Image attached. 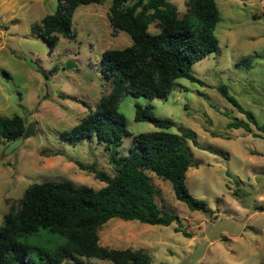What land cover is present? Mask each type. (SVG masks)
<instances>
[{"label": "rangeland", "instance_id": "374dc122", "mask_svg": "<svg viewBox=\"0 0 264 264\" xmlns=\"http://www.w3.org/2000/svg\"><path fill=\"white\" fill-rule=\"evenodd\" d=\"M111 1L79 5L73 14L76 38L58 35L50 48L31 31V25L53 13L57 0H0V115H18L26 126L34 125L9 153V142L0 140V225L32 183L68 180L96 189L104 186L76 161L115 174L110 155H126L134 135L160 129L134 118L135 104L151 105L154 114L174 121L168 131L179 133L180 127L194 134V139L185 138L192 161L186 186L207 206L191 210L175 197L170 181L151 173V183L160 190L157 202L180 217V226L176 221L164 226L113 217L99 230V243L110 248H144L151 264H264V133L253 124L251 131L228 128L230 120L245 114L217 88L225 84L264 123V0H215L218 46L192 65L199 81L178 78L166 98L124 93L117 108L129 134L109 150L95 137L73 143L64 140L61 132L89 112L87 105L94 108L100 96L110 92L111 83L99 70L101 53L132 43L124 31L112 34ZM168 1L177 6L179 15L185 12V0ZM148 30L158 29L151 23ZM27 57L37 62V70L26 65ZM68 60L74 66L68 68ZM46 151L52 154L45 155ZM64 241L45 229L27 239L47 250ZM63 264L73 262L68 259Z\"/></svg>", "mask_w": 264, "mask_h": 264}, {"label": "trees", "instance_id": "16d2710c", "mask_svg": "<svg viewBox=\"0 0 264 264\" xmlns=\"http://www.w3.org/2000/svg\"><path fill=\"white\" fill-rule=\"evenodd\" d=\"M102 0H57L53 13L33 22L31 31L53 48L58 35L76 38L73 14L81 4L101 3ZM186 10L179 15L177 6L168 0H112L108 20L113 35L124 31L132 43L123 48H108L101 53L99 70L111 83L110 92L102 94L94 108L73 127L63 130L61 137L68 142L91 140L115 149L129 134L126 120L118 111L124 93L145 98H166L178 78L199 81L192 72L194 63L217 51L214 34L219 20L215 0H185ZM154 23L158 29L150 32ZM220 93L245 118H234L228 128L251 131L253 124L264 133L254 113L244 108L227 90L218 85ZM87 104V103H86ZM138 121H147L159 130L140 132L133 136L128 153L110 155L115 174L108 175L92 165L76 161L82 170L94 173L105 185L93 188L71 181L32 183L24 190L16 206L3 216L0 225V264H151L144 248H110L99 243V230L111 218L138 220L151 225L168 226L177 214L157 202L160 190L151 183V173L171 182L175 197L191 210H204L207 204L192 194L186 186V172L191 165L185 138L194 134L180 127L179 133L168 129L175 125L170 118L154 114L151 105L135 104ZM26 125L18 115H0V140L10 142L23 136ZM117 154V151H116ZM58 234L65 241L54 250L27 242L39 230ZM184 236L193 234L177 229ZM83 259L91 260L85 263ZM93 260L100 261L95 263Z\"/></svg>", "mask_w": 264, "mask_h": 264}, {"label": "water", "instance_id": "95a60500", "mask_svg": "<svg viewBox=\"0 0 264 264\" xmlns=\"http://www.w3.org/2000/svg\"><path fill=\"white\" fill-rule=\"evenodd\" d=\"M26 65H28L31 69H34V70H37L38 69V64L37 62L35 61H32V59L30 57H27L26 58V61H25ZM66 66L69 68V67H72L74 66V64L68 60L66 62ZM33 123H28V125L26 126L25 128V131H24V134L23 136H20L12 141H10L6 147V153H9L11 152L12 150H14L15 148H17L24 140V137H27L33 130ZM52 152L51 151H46L45 152V155H51Z\"/></svg>", "mask_w": 264, "mask_h": 264}]
</instances>
